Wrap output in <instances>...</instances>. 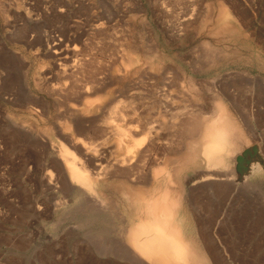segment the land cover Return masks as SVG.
<instances>
[{
  "label": "rangeland",
  "instance_id": "374dc122",
  "mask_svg": "<svg viewBox=\"0 0 264 264\" xmlns=\"http://www.w3.org/2000/svg\"><path fill=\"white\" fill-rule=\"evenodd\" d=\"M25 1L19 0L20 3H18V0H0V264L133 263L132 261L129 262L130 259H128L126 252H124L125 249H127V247H124L125 242L123 240H121L122 243L120 242V239H123L122 236L125 235L124 233L126 231V225L124 226V224L130 219L133 211L125 208L120 209L122 204L116 200L115 205L118 207L114 206L112 211H107L105 214H77L75 216L76 220L75 218L68 217L67 219L65 218L66 220L64 221L62 215H60L62 214L63 209H55L52 211L53 209L48 207V202L53 196L61 197V194L58 193V189L55 188L58 186L60 187L61 177L58 168L56 169L57 166L55 165L54 158L51 155L48 156V158L47 155H49V152H47L44 146L21 136L17 132V128H13L12 130L6 127V120H13V118L22 123L32 120L27 114L26 117L25 114H19V111L21 110H18V108L15 107L16 101L14 100L16 99L13 94L18 92L17 88H19L21 83L27 79L29 87L34 92L35 83L38 84L40 81L39 83H42L43 86L39 85L44 89V78L50 75V72H52L53 69V65H51L52 63L49 61L50 58L48 59V55L43 52V48L39 47L42 45L39 43L40 41L38 40L36 33L33 32L32 34L31 31H29L28 25H26L27 23L23 20L25 14L31 16V13L33 19L36 20V18H38V21H45L48 25V29L46 28L42 32L43 39L46 38L48 40V38L53 36L58 37L60 35L58 29L60 25H64L68 27L71 26V32H68V30L67 35H70V37L75 36V39L80 42H75L78 46L82 44V42L87 43L89 41L92 43V41L97 38L94 40L95 44H97L98 41L97 45L99 46L109 44V50L111 51V45L114 44L113 42L118 38L116 35L118 34V36L123 37H119L120 40H117L122 42L125 38L124 42H127L125 44L126 47L131 48L133 45L138 46V48H134L140 50L143 49L142 53L144 49H146L144 51L146 54H139L141 51L137 50L138 53L135 54V57L140 55L142 58L144 56L142 60L148 58L145 61V65L151 62L148 65H152V67L156 69L153 71H156L158 74L155 77L150 74L144 75L143 81L145 80V83L142 85V87L144 86L142 91L144 90L146 92H142L143 95L140 100L143 101L141 102L139 100L142 107L137 101V103H139V113L141 112L143 114L144 112L143 115L141 114L143 119L144 117L146 118V115L148 114L147 117L150 115L151 121L152 119L153 121H156V114L160 116L162 112L163 114H161V118H159V116L156 118L157 121L161 119V121L164 122L166 119L164 124H169V116L171 118V115L174 112H177V114H179V119H177V121L179 122V120H181L180 122H182L179 123L180 125H178V127L175 126L171 132H169V126L168 128L164 127L167 125L165 124L163 126L164 131L162 130L163 133H161V135L163 139L166 135H169L166 139H174L172 143H174L173 146L177 148H174V151L176 150L175 152H177L175 153L176 155L174 156L176 157L174 158H176V163L178 162V180L180 181H178L176 187H178V189L181 188V192L180 190L178 191V194L180 192L181 195L179 194L178 197L182 198V200L179 198L180 208L178 209V212H180V214H178L186 235L185 237L189 240L193 239L194 241L192 242L196 243L197 247L200 246L198 248L199 250L202 248L200 251L203 250L202 253H204V255L209 253L208 258L206 257L207 255L205 256L207 260L210 258L212 259H210L211 261L208 260L209 264L210 262L217 264V258L220 259L222 264H264V0H80L81 4L71 2L69 4L71 7L69 6L65 13L53 17H50L52 16V12L55 8L58 9L57 6L60 5L58 0H55L56 2L52 1V4H50L49 7L45 4H41V0L39 2L38 0H31L32 2H30V0ZM28 1L31 3L29 6H27L29 3ZM34 2L38 5H35ZM21 3L26 7H22ZM72 3L78 5L76 6ZM51 5H53L52 8L56 5L53 11ZM20 8L24 9L21 10ZM40 10L45 12L43 13L44 15H42ZM77 10H79L81 14L76 15V13H79ZM26 11L28 13H26ZM84 11L86 12V15H88L87 13H91L93 16L91 14L88 15L89 18L88 16H84ZM82 14L83 16L81 17ZM40 15H42V17ZM43 16L47 17V21ZM78 16L81 18L79 19L80 21L77 20ZM99 16L103 17L94 20L95 17ZM84 17L86 18L83 19ZM218 17L222 19H216ZM49 18L51 20L55 18L54 22L52 21L54 25H52ZM59 19H61V21ZM83 20L86 22L102 20V24H104L106 31L108 30L110 32L114 30L113 34H115L114 37H116V39L113 37L112 32L111 34L106 32L105 35L107 36L103 35V32L100 33L102 35L97 34L95 36L93 35V37L92 35L87 36L89 32L86 35V30H89L88 26H90L92 22H90V25H87L89 23H86ZM217 20L219 22L222 20L224 21L219 23ZM77 21H79L78 27ZM179 22L181 24H179ZM185 23L188 27L186 25H184L186 27L182 26ZM74 24H76V28ZM80 24L81 26L79 27ZM221 25L224 29H222V27L220 29ZM225 27L227 29L231 28V30L228 32ZM216 28H219L220 30L216 31L218 30ZM222 30H225V32L222 33ZM226 32H228V34ZM73 33H78L79 37L77 38L78 35H74ZM171 33H174V37L171 36ZM44 34L46 36H44ZM108 35L110 38H105L108 37ZM97 36H99L101 40L103 38L105 40L107 39V42L109 41V43H106V41L103 40L106 44L104 42L103 44H100L101 40ZM88 37L89 39H91L90 37L94 39H91V41L88 40ZM112 39L115 40L112 41ZM117 40V46H120V44L122 46L124 44V42H122V44ZM110 41L112 43H110ZM43 42L44 41L42 40V44ZM129 43L131 46L128 45ZM108 46L103 52L101 51L103 54L99 52L100 55H98L97 53V57H100L102 60L106 59L109 55L107 52ZM105 47L103 46V48ZM122 47L126 48L124 45ZM134 48L132 47L131 49L134 50ZM38 49L42 52H38L37 54L35 51H38ZM151 51L157 52L156 54L154 53L155 57L158 55L157 58L153 56L154 54ZM39 53L43 54L40 55ZM104 53L106 57L104 56ZM44 54L45 56H43ZM101 56H103V58H101ZM153 57L155 58L154 60L152 59ZM109 58L110 55L106 60L109 61ZM41 59L45 64L39 62ZM148 60H150V62H148ZM160 64L163 68L161 67L158 69V67L161 66ZM37 66H40V68L41 66H46V68H44L45 72L43 68L38 71L40 68L38 69ZM164 68H170L169 72L166 70L164 73H169V77L167 78L169 79V85H171V94H178V97L180 98L179 92L182 91V84L185 83L183 89L185 92L182 91L181 93H183L186 98L181 94V99H184L182 101H180L181 99H178L177 102L179 105L173 107V110L171 109V106H175V104L177 105L176 100L173 98H176V95L174 94V96L172 95L173 105H169V109L162 108L165 106L167 107V104L164 103V101L163 103L165 105H163V103L160 104V102L158 104L156 101L154 103L156 95H154V93L157 91L155 87L158 85L156 79L161 78L159 72L162 73ZM160 69L162 72L159 71ZM170 70L171 72L172 70L178 72L174 71L175 73H170ZM176 73L178 74L175 75ZM171 75L175 78L171 77ZM23 76L26 77L24 78ZM146 76L148 77L146 78ZM151 76L154 78H151ZM157 76L158 78H156ZM177 76H179L180 79ZM148 78L149 80L150 78L153 80L156 79L153 82L152 80L149 81ZM170 78L176 82L175 84H177L178 87L182 85V89L180 87L178 88L177 85H175V89L172 84L173 82H170ZM37 79L40 80L36 81ZM179 82L181 84H179ZM146 83H148L150 87L151 84H153L154 86L152 85V87L155 88V91L152 87L150 88L151 90L148 88L146 90L145 87H148ZM14 87L16 88L15 91L13 90ZM172 89H175L178 93H176L175 90L173 92ZM37 91L38 89L35 90V94L39 99L43 93H39V91L37 93ZM151 94H153V97ZM148 96H150L153 101L151 98H147ZM40 100L42 99H39V105L36 104L38 109L44 107L43 105L40 107L42 102V104H44V101ZM148 101H152L149 103L152 105L151 107L155 106L154 109L158 107L156 110H160L159 114L158 111L155 116L153 114L154 117L151 113H155L156 111H154L153 108L149 109L150 105L148 104ZM215 104H222L224 109L226 108V112L232 116L235 127L228 132V136L231 139L229 137L226 139L225 145H227L223 148L222 158L224 159L225 164L223 161L224 165L222 164L219 169L221 172L218 171V169L214 170V173L220 176L222 180H211L199 183V179H196L199 172L192 171L193 168L185 166L187 163L185 158L187 156L186 149L188 143L196 142L199 138L202 131V120H207V118L210 119L211 116H214L216 110ZM144 105H148L149 111L152 110L154 112L149 113L146 106V109L143 108ZM156 105H160L161 107ZM184 105L194 107L195 109L192 108V111L195 110V113H192L190 110L191 108L188 106L182 108ZM174 108L178 109L174 110ZM142 109L145 110L143 111ZM13 110H17L18 112H16L18 115H14L16 112ZM167 110L173 112L170 115L168 111V118L167 114L164 113ZM201 112L203 113L201 114ZM164 114L166 115V117L164 116L165 119H163L164 117L162 116ZM202 115H206L207 118ZM190 116L192 118V123L190 121ZM199 116L200 118L202 116V118L200 119ZM143 119L141 118V120ZM146 119L148 120L149 118ZM30 121L28 123H30ZM151 121L148 120L147 122ZM31 122L34 121L32 120ZM182 124H185L184 127ZM189 124H191V126L195 124L198 128H193V126L191 128L196 131H192L191 128L189 131V129H187ZM39 127L42 128V124H40ZM180 128H183L182 131ZM167 129L169 131H165ZM191 131L192 133H190ZM168 132L169 134H166ZM188 132L189 134H187ZM193 132L195 135H193ZM187 136L189 139H187ZM183 137L185 140H183ZM179 138L181 139L179 140ZM181 140L183 142L187 141L186 143L181 144ZM165 142H168V140ZM163 149L160 150L159 156L169 158L171 155L168 154V157L166 154L168 152L166 150L168 149H165L166 153ZM182 150L186 153H184L185 156L184 154L181 156L183 153ZM229 153L232 155H229ZM179 154L180 156H178ZM182 157H184V159H182ZM226 159L228 163L226 162ZM161 166L162 165H160V167ZM181 166L183 167L182 170ZM195 169L197 170V168ZM222 169L225 173L222 172ZM199 171L201 172V169ZM233 171L235 172L233 173ZM164 178L166 177L163 175L162 180ZM164 180L166 181V179ZM54 185L55 187H53ZM162 185L164 184L162 183ZM238 188L239 191L237 190ZM114 211L118 213V216L115 215L116 213ZM112 212H114L115 216ZM122 216L123 219L128 217V219H125L124 224ZM118 217L119 220L117 219ZM103 218L104 220H102ZM106 220L107 222H105ZM133 221L137 224L139 219ZM182 221L184 222L182 223ZM108 224H111L110 228H108ZM75 227H77V229ZM114 227L117 232L116 230H112ZM121 230H124V232L122 235H118V233L121 234ZM92 235H95V237ZM105 235L108 237H105ZM100 239L103 240L101 243L99 242ZM110 240L113 241V244ZM209 241L215 246V248L217 247V255H214L208 249H205L206 246L204 243ZM83 242H86V245ZM91 242H93L92 245L95 248H93ZM109 243L113 245H109L112 249L116 246V248L114 247L113 252L108 246ZM120 243L122 244L120 247L122 248L121 250L117 248ZM200 244H202V246ZM105 245L107 246L105 247ZM90 248H92L93 251H91ZM115 249L117 250L115 251ZM96 250L99 252H96ZM104 252L107 258L104 256ZM120 254L121 259L124 257L122 254H125V257L121 261L119 260ZM123 260H126L125 263Z\"/></svg>",
  "mask_w": 264,
  "mask_h": 264
},
{
  "label": "bare ground",
  "instance_id": "6f19581e",
  "mask_svg": "<svg viewBox=\"0 0 264 264\" xmlns=\"http://www.w3.org/2000/svg\"><path fill=\"white\" fill-rule=\"evenodd\" d=\"M32 1L30 0V2H32ZM39 1L40 0H38V2ZM52 1H55V0H41L40 3L45 4V5H47V7H49L50 4H52ZM20 2L18 0V3H20ZM71 2L81 4L80 0H58V3L60 4L57 6L58 9L55 8L56 5L54 7L55 9L52 8L53 5H51L52 11H53V9H54V11L52 12V16H50V17L58 16V14L65 13L67 8L70 6L69 4ZM82 2H84V1H82ZM27 3H25V4H27ZM29 3L27 6L31 5V3L30 4ZM75 3H72V4L77 6L78 4H75ZM35 5H38V4L35 3ZM21 6L23 7L25 5L22 4ZM40 6H43V5H40ZM51 8H50V11H51ZM23 9H21V10H23ZM222 9H224V8H222ZM79 10H77V11H79ZM44 11H45V9H44ZM44 11L43 12L41 11L42 15H44L43 14V13H45ZM80 11H79V13H76V15L81 14ZM17 12H19V11H17ZM24 12H25V10H24ZM68 12H69V9H68ZM26 13H28V12L26 11ZM73 14H75V13H73ZM87 14L90 15L91 13L90 14L87 13ZM222 14H223V12H222ZM42 15H40V16L42 17ZM88 15H86V12H85L84 16H88ZM65 16H66V14H65ZM82 16H83V14L81 15V17ZM100 16L95 17L94 20L96 18L98 19V18L103 17V16L102 17H100ZM37 17H39V16H37ZM79 17L80 16H78L77 20L81 19ZM222 17H225V16H222ZM35 18H36V16H35ZM44 18L47 21V17H44ZM63 18H65V17H63ZM85 18L86 17H84L83 19H85ZM88 18H89V16H88ZM37 19L38 18H36V20L32 18V13H31V16L29 14H25L24 18H23L25 23H27L26 25H28V27H29V31H31L32 34H33V32L36 33V36L38 37V40L40 41L39 43L42 45L39 47L40 48L42 47L43 52L46 55H48L47 58L48 59L50 58L49 61H51V63H52L51 65H53V69H52V72H50V75H48V76L46 75L47 77L44 78L45 80L41 79V80L45 81L44 82L45 83L44 89H43V87L40 86V85H42V83L41 84L39 83L40 79L39 80L37 79L36 81H39V82H38V84L35 83V89L33 92V90L29 87V84L27 83V79H25V80L23 79L24 82L21 83L20 86L18 84V86H19V88H17L18 92H16V94H13L15 99H16V100H14V101H16L15 107H17L18 110L19 109L21 110V111H19V114H21V113L23 115L25 114V117H26V114L29 115L28 117L31 118L34 122H31L32 120L30 121L29 119H27L30 121V123H28L29 121L22 123V122H19L13 118V120L12 119L6 120V127H8V129H12V130H13V128H17L18 129L17 132L21 136H24L26 139H28L30 141L32 140V141L44 146L45 149L47 150V152H49V155L46 154L47 157L51 155L54 158L55 165L57 166L56 169L58 168V171H59V174L61 177V183H60L61 185H60V187L58 186L59 188L55 187V185L53 187L58 189V193L61 194V197L53 196V198H51V200L49 199L50 201L48 202V207H50V209L52 208L53 209L52 211H54L55 209H63L62 214H60V215H62V218L65 221L68 217L75 218V216L77 214H79V215H82L83 213H95V214L104 213L105 214V212L113 210L112 208L114 206H116L115 201L118 200V202H120V204H122L120 209L125 208L127 210L133 211L130 219L125 224H124L125 219H128V217L127 218L125 217L123 219V216H122V219L124 220V221L122 220L123 224H124V226L126 225L125 226L126 231L124 233L126 236L123 234L125 236V238H124V236H122L123 239H120L121 243H122L121 240H123L125 242L124 247H127V249H125L124 252H126V256L128 257V259H130L129 262L132 261L134 264H209L208 260L211 259L210 258L207 260L209 253L208 254L206 253L204 255V253H202L203 250L200 251L202 248L199 250L198 248L200 246L197 247V244L192 242V241H194L193 239L189 240L187 237H185L186 235H185L184 229L181 225V220L179 219L180 212H178V209L180 208L179 198H181V197H178V196L181 192V190H180L181 188L178 189V187H176L178 185V181H180V180H178V176H179V166L177 164L178 162L176 163V160H175L176 158H174V157H176V156H174V155H176L175 153H177V152H175L176 150L174 151V148L175 149H177V148L173 146L174 143H172V142L174 139L173 140L172 139L171 140L166 139V137L169 136V135H166V137L164 136L165 137L164 138L165 140H164L162 138V135H161V133H163L162 132L163 126L165 124H167V123L164 124V122L166 121V119H165L166 115L165 114L162 115L163 117L165 116L164 118L162 117L163 119H165L164 122H162L161 119L157 121L156 118H158L159 115L156 114L158 111L156 109L158 107L156 109H154L155 106L151 107L152 105H150L149 103H151L153 101V99L150 96L147 97V98H151V100H152L151 102L148 101V104L150 105L149 109L153 108L154 111H156L155 113H151L152 116H153V114H154V116L156 114V116H157L155 118L156 121H153V119L151 121L150 115H149V117H147V115H148L147 114L146 118H149L148 120L151 121V122H147L148 120L145 117H144V119H143V117H141L142 113L141 112L139 113L138 104L140 103L139 105L141 106L142 105L141 102L143 101V100L141 101L140 99H142V95H143L142 92L144 91V90L142 91V88H144V86L142 87V85L145 83L144 82L145 80L143 81L144 75L150 74V75H153L155 77L158 74L156 71H153L156 69L153 68L152 65L151 66L148 65L151 63L150 62L151 59L148 60V62H150V63L145 65V61L148 58L142 60V58L144 56L142 58L140 57V55L135 57V54L138 53L137 50L141 51V53H139V54H143V53H145L144 51L146 49H144V51L142 53L143 49L140 50V49L134 48V47L138 48V46L133 45L132 47L134 48V50L131 49L132 47L131 48L126 47L125 44L127 42H124L125 38L122 41V42H124V44H123L121 41H118V40H120L119 39L120 36H118V34H116L118 37L117 38L118 40L116 39V37H114V35H115V34H113L114 30H112L110 32L108 30L106 31L104 24H102L103 19L101 21L99 20L100 22L97 20L96 21H89V22L87 21L89 23L87 25H90V22H92L91 25L88 26L89 30L87 29V27H86L87 30L85 29L87 32L86 35L89 32V34L87 36L92 35V37H93V35L95 36V35L100 34L102 32H103V35H105L106 32H109L110 34L112 32L113 37L119 43H122L124 45V47H126V48H123L122 47L123 45L121 46V44H120V46H117L116 40L114 39L115 40L114 41L112 39V41H114L113 42L114 44L111 45L112 46L111 47L112 52H111L109 50V47H110V46H108L109 44H106V43H109V41L107 42V39L105 40L104 38L101 40L99 36L102 34H100L99 36H97L101 40L100 44L101 43L103 44V42L105 43V41H106L105 44L108 46L107 52L110 55V58H109L110 60L107 61L106 59L109 57V55L107 54L108 57H106L105 53H104V56L106 57V59L102 60V59H100V57H97L96 54L98 53V55H100L99 52L102 53L103 50H105L107 46L103 44V45H100V46H102V47H100L99 45H97L99 41L97 42V44H95L94 40L97 39L96 37H95L96 39L90 37L92 40L94 39L93 40L94 43L88 37V40H91L92 43H90L87 40L89 43L87 41H86L87 43L82 42V44H80L78 46V44L76 45L75 42L76 41H77V43H80V42H78V40L75 39V36L70 37V35L69 36L67 35L68 30H69L68 32H71V30H70L71 26L68 27V26H64V25L59 24L60 27L58 30L60 32V35L58 37L53 36L50 38L47 37L48 40L46 38L43 39L42 32L44 31V29L47 28L48 25L45 21L41 22V21H38ZM54 19L55 18H53V20L50 19L51 20L50 22L51 23H52V21L54 22ZM216 19H222V18L218 17ZM59 20L61 21V19H59ZM91 20H93V19H91ZM79 21H77V27H78ZM83 21L86 22L85 20H83ZM222 21H224V20H222ZM222 21H220V22L218 21V22L221 23ZM72 23H74V22H72ZM86 23H84V24H86ZM105 23H106V21H105ZM186 23L183 24L182 26L186 25ZM55 24H56V22H55ZM82 24H83V22H82ZM179 24H181V23L179 22ZM52 25H54V24L52 23ZM106 25H108V24H106ZM217 25L219 26L218 23H217ZM74 26L76 28V24H74ZM80 26H81V24L79 25V27ZM186 26H184V27H186ZM221 27H222V25L220 26V29H221ZM226 27H225V29H227ZM25 28H24V30H25ZM108 29L111 30L110 28H108ZM216 29H218L216 31L220 30L219 28H216ZM222 29H224V28L222 27ZM228 29L226 31L229 32L231 30V28L229 30ZM186 30H188V29H186ZM232 30H233V28H232ZM223 32H225V30H222V33ZM228 32H226V33L228 34ZM231 32H233V31H231ZM81 33H83V32H81ZM84 33H85V31H84ZM168 33H170V32H168ZM174 33H171L172 34L171 36H173ZM220 33H221V31H220ZM74 35H78V33L74 34ZM83 35H85V34H83ZM44 36H46V35L44 34ZM105 36H107V35H105ZM78 37H79V35L77 36V38ZM121 37H123V36H121ZM84 38H85V36H84ZM101 38H102V36H101ZM105 38H110V36L108 35V37H105ZM42 40L44 41L43 44H42ZM103 40H105V41H103ZM118 42H117V44L119 45ZM110 43H112V42L110 41ZM128 45L131 46L130 43ZM103 46L104 47L106 46V47L103 48ZM129 48H130V50H129ZM31 52H33V51H31ZM35 52H37V54H38V52H42V51H39V49H38V51H35ZM104 52H106V51H104ZM151 52L153 54L157 53L156 51H154V52L151 51ZM217 53H218V51H217ZM42 54H40V55H42ZM45 54L43 56H45ZM155 54L153 55L154 57H155ZM157 56L155 58H157ZM37 57H38V55H37ZM154 57L152 58L153 60L155 59ZM101 58H103V56H101ZM153 60H151V61H153ZM39 62H41V64L44 63L42 61V59ZM41 64H39V65H41ZM48 65H49V62H48ZM161 67H162V65L160 67H158V69ZM37 68L39 69L40 66H37ZM42 68L45 72L44 68H46V66H41V68L39 70L38 69L37 70L40 71ZM156 68H157V65H156ZM164 69L162 70L163 72L161 71V69L159 70L162 72V73L159 72V75L161 74V78L156 79V78H158V76L155 78L158 81L157 86L154 83L156 86L155 88L157 90L155 93H154L155 88L152 87L153 84H151V87L154 90L153 91L154 95L156 94L154 103L156 101V102H158V104H159V102L161 104L164 101V103L167 104V107L165 106L162 108H166V109L168 108L169 109V107H170L169 105H173L172 95L174 93L171 94V92H170L171 91L170 90L171 85H169V82H168L169 79L167 78V77H169L168 76L169 75V73H168L169 69H166V68H164ZM166 70H168V72H167L168 74L164 73V71L166 72ZM174 71H176V70H174ZM174 71L172 70L173 73H175ZM172 72L170 70V73H172ZM176 72H178V71H176ZM177 74L178 73H176L175 75H177ZM36 76H38V75H36ZM36 76H34V77H36ZM148 76H146V78ZM153 76H151V78ZM163 76H165V77H163ZM23 77L25 78L26 76H23ZM171 77L175 78L172 75H171ZM177 77L179 78V76H177ZM151 78H150V80L148 78V80L149 81L152 80L154 82L155 79L153 80ZM18 79H19V77H18ZM34 79H36V78H34ZM171 79L172 78H170V80ZM29 80H28V82H29ZM33 81H35V80H33ZM170 82H173L172 84L174 86L173 85L172 86L176 89V86H175V85H177V84H175L176 82H174V80H171ZM146 84L148 85V83H146ZM179 84H181V83L179 82ZM182 85H183V89H184L185 83ZM182 85L179 86L181 89H182ZM189 86H191V85H189ZM151 87L148 85V87H145V89L147 90V88H148L149 90H151L150 89ZM177 87H178V85H177ZM15 89L16 88L14 87L13 90L15 91ZM37 89H38L39 93H43V95L39 98V99H42L44 101V104H42L43 103L42 102L40 105V107L42 105L44 106L43 108L41 107L42 109L41 108L38 109L36 106V104L39 105V103H40L38 96L35 94V90H37ZM183 89H182V91L185 92ZM174 90L172 89L173 92H174ZM38 91H37V93H38ZM182 91L179 92L180 98L178 97V94H174V95H176V98L175 97H173V98L176 100V102L178 101V99L179 100L181 99V94L183 95L184 98H186V96H184V94L181 93ZM145 92L146 91H144V93ZM147 92H152V91H147ZM175 92H176V90H175ZM176 93H178V91ZM151 95L153 97V94H151ZM184 98H182L180 101H182ZM42 100H40V101H42ZM137 101L139 103H137ZM164 103H163V105H165ZM145 104H147V103H145ZM178 105H179V103L177 102V105L175 104V106L174 105L171 106V109L173 110V107H176ZM145 106L147 107V110L149 111L148 105H144L143 108H145ZM156 106H160V105H156ZM185 106H188V105H184L182 108H185ZM160 107H159V109H160ZM188 107H190V106H188ZM17 108H15V109H17ZM190 108H188V109H190L192 113L193 112L195 113V110H194L195 108L194 107H190ZM192 108H194L193 109L194 111H192ZM145 109H142V110L144 111ZM177 109L174 108V110H177ZM225 109H224L222 104L221 105L217 104L215 114H214V116H211L210 119L207 118L206 115H202V116H205V118H207V120L204 118H203L204 120H202L203 121V123L201 125L202 131L200 133V136H199V138L195 137V138H198L196 140V142H193V140H192L193 143H190V144L188 143V147L186 149L187 150V156L185 157L187 163L185 166L193 168L192 171H195V172L198 171L199 172V175L197 174L198 177H196V179H199V181H198L199 183H201V182L203 183V182L211 181V180H214V181L215 180H222L220 178V176H218L214 173L215 172L214 170L218 169V171L221 172V170H219V169H220V166L223 164V161H224V159L222 158L223 148L226 147V145H227V144L225 145V143H226V139L229 137L228 132L230 130H233L235 127L234 122L232 120V116L230 114H228L226 112L227 110H225ZM204 110H205V108H204ZM13 111L16 112L17 110H13ZM154 111L150 110L149 113L154 112ZM168 111L169 110L165 111L164 113L167 114ZM198 111H199V109H198ZM17 112L14 115H18ZM159 112H160V110L158 111V114H159ZM196 112H197V110H196ZM169 113L171 115V113H173V112L169 111ZM202 113L203 112H201V114ZM143 114H144V112H143ZM161 114H163V113L161 112ZM161 114H160V116H161ZM23 115H22V117H23ZM32 115L36 118H34ZM160 116H159V118H161ZM168 116L169 115L167 114V118H168ZM202 116H201V118H202ZM188 117H187V120H188ZM10 118H11V115H10ZM141 118L143 120H141ZM190 118H191V116H190ZM199 118H200V116H199ZM145 119H146V122H145ZM168 119H170L169 120L170 122L167 120L169 122V124L165 125L164 127L168 128V126H169L170 131L168 129L165 131L171 132V130L174 129L175 126L178 127V125H180L179 123H182V122H180L181 120H179V122L177 121V119H179V114H177V112L176 113L174 112L171 115V118L169 116ZM183 119H182V121H183ZM190 121L192 123V118ZM177 122H178V124H177ZM40 124H42V128L39 127ZM198 124H196V125H198ZM184 125H183V127H184ZM194 125H192L193 128H196L197 126L196 125L194 126ZM192 126H191V124H189V127L187 129H189V131H190V128ZM186 127H187V125H186ZM182 129H181V131H182ZM191 130L196 131L195 129L193 130L192 128H191ZM192 131L190 133H192ZM169 132L166 134H169ZM177 132H178V130H177ZM187 134H189V132ZM182 135L185 136L184 134H182ZM193 135H195L194 132H193ZM188 136H187V139H189ZM179 137H181V136H179ZM180 139L181 138H179V140ZM166 140H168V142H165ZM183 140H185L184 137H183ZM30 141H28V142H30ZM186 141L183 142L181 140L180 142L182 144V143H186ZM238 141H239V138H238ZM176 142H178V141H176ZM237 144H238V142H237ZM175 145H177V144H175ZM182 147H183V145H182ZM184 148H185V146H184ZM184 148H182V149H184ZM162 149L164 152H165V149H168L166 151H168L169 153L168 152L167 153L165 152V153L167 155L170 154L171 156L169 157V155H168L169 158H164V156L160 157L159 152ZM180 149H181V147H180ZM182 152H181L182 153L181 156H183V154L185 153L183 150H182ZM229 152H231V151H229ZM185 154H184V156H185ZM238 154H240V153H238ZM229 155H232V154L229 153ZM178 156H180V154ZM182 159H184V157H182ZM49 161H50V159H49ZM184 162H183V164H184ZM226 162H227V159H226ZM234 162H235V160H234ZM224 164H225V161H224ZM160 165H162V166L160 167ZM226 165H228V164H226ZM182 168L183 167L181 166V170H182ZM184 168H187V167H184ZM195 168H197V170ZM200 169H201V172L199 171ZM222 172L225 173L224 170ZM234 172L235 171H233V173ZM163 175L166 177V178H164V179H166V181L164 179H163L164 181L162 180ZM220 175H221V173H220ZM190 178H191V176H190ZM59 179H58V181H59ZM162 183L165 186L162 185ZM234 185H235V182H234ZM194 187H195V185H194ZM161 188H163V189H161ZM211 189H213V188H211ZM49 190H51V189H49ZM179 190H180V192L178 194ZM237 190L239 191V188ZM190 199H192V198H190ZM180 200H182V198ZM116 207H118V206H116ZM114 212H112L113 215H114ZM112 213H111V215H112ZM127 214H128V211H127ZM115 215L118 216V213H116ZM119 216H120V214H119ZM98 217H100V216H98ZM90 218H92V217H90ZM117 219L119 220V217ZM135 219L136 220L139 219L137 224L135 223V221H133ZM75 220H76V218H75ZM102 220H104V218ZM105 222H107V220ZM183 222L184 221H182V223ZM110 225L108 224L109 227L108 226L107 227L110 228ZM186 227H187V225H186ZM75 228L77 229V227H75ZM118 229H120V228H118ZM101 230H103V229H101ZM112 230H116V228L114 227V229H112ZM79 231H81V230H79ZM116 232H117V230H116ZM123 232H124V230L123 231L121 230V234L118 233V235H122ZM100 233H103V232H100ZM92 236L95 237V235H92ZM97 236H99V235H97ZM106 236L107 235H105V237ZM99 237H101V236H99ZM91 239H93V238H91ZM112 240H113V238H112ZM196 240H197V238H196ZM101 241H103V240L100 239L99 242L101 243ZM93 242H91V245ZM112 242L113 241H111V243ZM111 243H109L108 246ZM115 243H117V242H115ZM121 243L117 247L120 250L122 249V248H120L122 245ZM102 244H103V242H102ZM102 244H101V246H102ZM200 245L202 246V244H200ZM204 245L206 246L205 249H208L214 255L218 254L217 249H216L217 247L215 248V246L210 241L207 243H204ZM204 245H203V247H204ZM95 246H96V244H95ZM106 246L107 245H105V247ZM114 247L116 248V246H114ZM114 247H113V249H114ZM93 248H95V247L93 246ZM90 249H91V251H93L92 248H90ZM110 249L113 252V249L111 247H110ZM116 250L117 249H115V251ZM96 252H99V251L96 250ZM106 253H108V252H106ZM104 254H105V252H104ZM110 254H112V253H110ZM104 256H106V254ZM122 256L125 257V254L124 255L122 254ZM106 258H107V256H106ZM220 258H221V256H220ZM122 259H121V254H120L119 260L121 261ZM125 261H124V263H125ZM210 264H213V263L210 262ZM217 264H222L220 259H218V258H217Z\"/></svg>",
  "mask_w": 264,
  "mask_h": 264
}]
</instances>
